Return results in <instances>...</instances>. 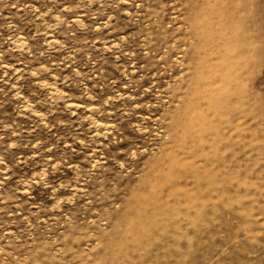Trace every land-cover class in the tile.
Listing matches in <instances>:
<instances>
[{
  "label": "rangeland",
  "instance_id": "obj_1",
  "mask_svg": "<svg viewBox=\"0 0 264 264\" xmlns=\"http://www.w3.org/2000/svg\"><path fill=\"white\" fill-rule=\"evenodd\" d=\"M0 264H264V0H0Z\"/></svg>",
  "mask_w": 264,
  "mask_h": 264
}]
</instances>
